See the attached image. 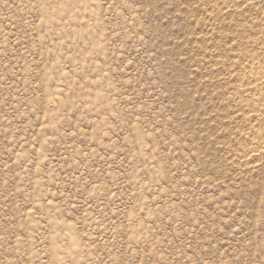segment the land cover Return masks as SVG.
Returning a JSON list of instances; mask_svg holds the SVG:
<instances>
[{
  "label": "rangeland",
  "instance_id": "rangeland-1",
  "mask_svg": "<svg viewBox=\"0 0 264 264\" xmlns=\"http://www.w3.org/2000/svg\"><path fill=\"white\" fill-rule=\"evenodd\" d=\"M0 264H264V0H0Z\"/></svg>",
  "mask_w": 264,
  "mask_h": 264
}]
</instances>
